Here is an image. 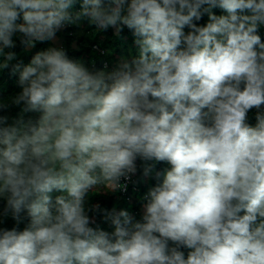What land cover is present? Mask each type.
<instances>
[{
    "label": "clouds",
    "instance_id": "9594fccd",
    "mask_svg": "<svg viewBox=\"0 0 264 264\" xmlns=\"http://www.w3.org/2000/svg\"><path fill=\"white\" fill-rule=\"evenodd\" d=\"M82 21L126 27L136 54L12 63L17 41L29 52ZM262 26L264 0H0V71L20 88L0 112L21 108L0 115V225H17L0 227V264H264ZM138 160L144 177L169 165L140 219L88 203L125 191Z\"/></svg>",
    "mask_w": 264,
    "mask_h": 264
},
{
    "label": "trees",
    "instance_id": "16d2710c",
    "mask_svg": "<svg viewBox=\"0 0 264 264\" xmlns=\"http://www.w3.org/2000/svg\"><path fill=\"white\" fill-rule=\"evenodd\" d=\"M78 10L79 3H77L73 8V11ZM214 11L216 14H221L222 12L220 9H215ZM83 22L84 26L81 30H78L77 25H70L68 28H65L57 33L55 41L38 43L36 48L29 52H24L23 48L19 46V42L17 41V47L13 49L17 53V60L13 61L12 63L14 64L23 61L24 64H27L37 51L45 50L49 47H63L67 51L70 58L83 62L90 68L94 63L96 69H101L104 62L109 63V68H111L116 62L119 61L122 56L131 58L132 55L136 54L137 50L133 43L134 37L131 31L126 27L123 29L120 35L117 36L115 35L114 29L112 28H109L105 32H98L95 29V26H90L87 21ZM206 22L207 16L205 15L199 23L204 24ZM259 34L261 35L262 40H264V26L261 27ZM100 37H102L103 40L99 42ZM94 45H98L100 49L105 51L103 56H100L92 49ZM10 73L11 67L0 71V99L5 101L20 91V88L17 84L18 74L13 76ZM20 112L21 108L19 106H11L8 110L0 112V115L8 117V124H11L14 119L18 117ZM28 115L34 114L25 115L26 119ZM248 116L249 123L255 125V109L250 111ZM143 166L144 162L138 160V171L136 175H134V181H136L139 191L135 193L132 192V199L130 201H128L125 196H121L120 192L105 194L90 193L88 203L99 204L101 208L107 209L109 211L114 207L117 210L125 209L134 215L136 219H140L141 214L139 212V208L144 202L142 198L147 194L150 188L156 186L162 181V173L166 168L169 167L166 162L156 163L154 171L148 177V180L145 181L142 180ZM157 173H161V175L157 177ZM53 195H55V193ZM4 204L5 201L0 200V210L3 209ZM22 215L25 217V219L18 225L19 230H23V228L29 222L26 212L22 213ZM95 219L101 228L107 231H112L110 224L104 221L102 214L96 215ZM0 227L12 229L13 227H17V225L11 216H9L5 219L4 223L0 225Z\"/></svg>",
    "mask_w": 264,
    "mask_h": 264
},
{
    "label": "built area",
    "instance_id": "2783aa9c",
    "mask_svg": "<svg viewBox=\"0 0 264 264\" xmlns=\"http://www.w3.org/2000/svg\"><path fill=\"white\" fill-rule=\"evenodd\" d=\"M69 26H67L66 28H68ZM65 29V28H64ZM92 49L97 52L100 56H103L104 55V50L100 49L98 45H94L92 47ZM107 63V62H104V64ZM103 64V65H104ZM108 65H110L108 63ZM122 183H127V189L125 191H119L120 192V195L121 196H125L126 199L128 201H130L132 198H131V194L132 192L135 193V192H138L139 191V188L137 187V183L136 181H134V176L132 177L131 181H122Z\"/></svg>",
    "mask_w": 264,
    "mask_h": 264
},
{
    "label": "rangeland",
    "instance_id": "374dc122",
    "mask_svg": "<svg viewBox=\"0 0 264 264\" xmlns=\"http://www.w3.org/2000/svg\"><path fill=\"white\" fill-rule=\"evenodd\" d=\"M83 26H84V22L82 21L79 25H77V27H78V30H81L82 28H83ZM103 40V38L102 37H100L99 38V42L100 41H102ZM113 63V62H112ZM140 161V160H139ZM138 162V161H137ZM144 167V166H143ZM143 167H142V169H143ZM142 180H148V177H142ZM100 193H103V194H105V192H100ZM93 204H96V203H93ZM139 212H140V214H142L141 213V207L139 208Z\"/></svg>",
    "mask_w": 264,
    "mask_h": 264
}]
</instances>
